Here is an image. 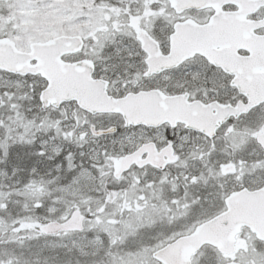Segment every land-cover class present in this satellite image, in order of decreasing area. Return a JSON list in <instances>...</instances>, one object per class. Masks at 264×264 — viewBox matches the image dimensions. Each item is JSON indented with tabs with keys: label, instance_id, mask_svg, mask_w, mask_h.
Wrapping results in <instances>:
<instances>
[{
	"label": "snow or ice",
	"instance_id": "1",
	"mask_svg": "<svg viewBox=\"0 0 264 264\" xmlns=\"http://www.w3.org/2000/svg\"><path fill=\"white\" fill-rule=\"evenodd\" d=\"M0 264H264V0H0Z\"/></svg>",
	"mask_w": 264,
	"mask_h": 264
},
{
	"label": "flooded vegetation",
	"instance_id": "2",
	"mask_svg": "<svg viewBox=\"0 0 264 264\" xmlns=\"http://www.w3.org/2000/svg\"><path fill=\"white\" fill-rule=\"evenodd\" d=\"M154 158H155V156H154ZM149 175H151V173H149ZM166 229H167V225H165L163 229L158 226L157 229H156V231L157 230H160L161 231V230H166Z\"/></svg>",
	"mask_w": 264,
	"mask_h": 264
},
{
	"label": "rangeland",
	"instance_id": "3",
	"mask_svg": "<svg viewBox=\"0 0 264 264\" xmlns=\"http://www.w3.org/2000/svg\"><path fill=\"white\" fill-rule=\"evenodd\" d=\"M109 186L112 187L111 184H110ZM88 194L92 196V195H94V194H101V193H97V192L93 191V192H90V193H88ZM157 231H160V230H157Z\"/></svg>",
	"mask_w": 264,
	"mask_h": 264
}]
</instances>
